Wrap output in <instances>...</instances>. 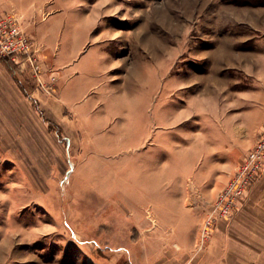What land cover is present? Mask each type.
Masks as SVG:
<instances>
[{"label":"rangeland","instance_id":"rangeland-1","mask_svg":"<svg viewBox=\"0 0 264 264\" xmlns=\"http://www.w3.org/2000/svg\"><path fill=\"white\" fill-rule=\"evenodd\" d=\"M48 2L39 80L0 64V264H128L264 128V0Z\"/></svg>","mask_w":264,"mask_h":264},{"label":"crops","instance_id":"crops-1","mask_svg":"<svg viewBox=\"0 0 264 264\" xmlns=\"http://www.w3.org/2000/svg\"><path fill=\"white\" fill-rule=\"evenodd\" d=\"M48 1L0 0V10L20 16L23 29L47 46L49 31H40L39 21L42 10L47 14L41 23L55 15ZM184 203L180 206L175 242L158 240L150 234L149 240L126 249L128 264H264V173L248 190L239 211L230 218H218L204 240L200 228L202 207L186 211Z\"/></svg>","mask_w":264,"mask_h":264},{"label":"built area","instance_id":"built-area-1","mask_svg":"<svg viewBox=\"0 0 264 264\" xmlns=\"http://www.w3.org/2000/svg\"><path fill=\"white\" fill-rule=\"evenodd\" d=\"M0 57L12 64L29 63L39 80L41 73L40 45L26 35L14 15L0 17ZM53 81V80H52ZM264 173V128L258 133L253 145L238 162L234 172L227 180L201 224V239H206L218 218L231 217L240 201L253 184Z\"/></svg>","mask_w":264,"mask_h":264},{"label":"trees","instance_id":"trees-1","mask_svg":"<svg viewBox=\"0 0 264 264\" xmlns=\"http://www.w3.org/2000/svg\"><path fill=\"white\" fill-rule=\"evenodd\" d=\"M0 63L4 64L9 70L10 67L11 69H14L13 67H15L12 63H10L7 59L0 57Z\"/></svg>","mask_w":264,"mask_h":264}]
</instances>
